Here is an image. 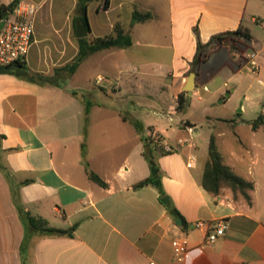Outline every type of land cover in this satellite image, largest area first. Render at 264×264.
Masks as SVG:
<instances>
[{
  "label": "crops",
  "instance_id": "0c3cea01",
  "mask_svg": "<svg viewBox=\"0 0 264 264\" xmlns=\"http://www.w3.org/2000/svg\"><path fill=\"white\" fill-rule=\"evenodd\" d=\"M21 1L40 6L26 63L32 72L52 76L78 54L75 24L83 23L76 22L82 12L72 16L78 0ZM103 2L88 5L85 38L109 35L120 21L133 38L131 47L98 51L73 76L52 83L0 74V158L11 175L9 180L0 170V264H264V126L251 125L264 116V0H109L107 11L100 9ZM135 10L151 17L135 22ZM240 26L253 36L249 50L257 53L258 74L225 47L194 66L199 40L207 43ZM43 40L53 43L40 53L36 47ZM138 44L150 49L133 50ZM214 54L221 59L208 73L204 67ZM191 73L195 90L189 97L200 88L210 92L209 82L220 75L224 86L233 84L227 101L235 94L244 100L238 119H223L230 129L215 137L218 150V143L225 147L224 162L254 183L251 203L227 187L218 196L209 193L202 185L208 149L198 144L202 133L196 124L173 125L174 118L154 111V106L177 110ZM94 78L101 93L91 85ZM98 93L104 101H94ZM244 123L248 130L240 132ZM186 125L196 129L195 148L178 143L188 137ZM152 131L177 149L164 154L154 149L168 206L156 186L134 188L151 173L144 138ZM190 152L197 156L193 168L186 166ZM87 168L107 187L91 180ZM15 194L26 211L51 227L77 225L73 236L33 229L21 218ZM169 206L179 211L181 224ZM223 220L228 228L213 244L206 240L210 231L194 227L197 221ZM179 234L189 240L182 263L171 244Z\"/></svg>",
  "mask_w": 264,
  "mask_h": 264
},
{
  "label": "trees",
  "instance_id": "16d2710c",
  "mask_svg": "<svg viewBox=\"0 0 264 264\" xmlns=\"http://www.w3.org/2000/svg\"><path fill=\"white\" fill-rule=\"evenodd\" d=\"M92 1L93 0H78L77 2V10L82 12V15L77 18L76 22H83L87 28V9L88 5ZM20 2L21 0H14L9 5H0V18L5 17L10 11L14 10ZM108 2L109 0H105L106 8H108ZM150 17L151 15L149 13H143L138 10L133 12V21L135 22H143ZM252 40L253 36L250 30L245 26H240L235 31H227L214 35L207 43H202L199 40L197 42V52L193 64L194 66H198L199 64L205 62L212 52L224 47L229 50L239 51L242 54L246 49H249V43ZM77 42L79 50L76 57L65 66L56 68L52 76H45L40 73L32 72L26 62H15L8 67L0 68V74L14 75L20 79L35 83H52L56 81L58 77L62 76L63 78H69L73 76L83 61L98 51L110 48H127L131 47L134 43L132 36L125 31L120 21L116 22L113 33L109 35L94 38L92 41H88L87 38H79L77 39ZM190 100L191 97H189L186 92H182L177 98V109L183 110L188 107L190 105ZM86 113L87 115L89 114L88 109L86 110ZM251 125L255 130L261 126H264V116H259L256 120L251 122ZM144 141L147 146V151H145L144 155L149 162L151 173L148 178L135 184L134 188L139 189L146 185L152 184L160 190L161 197H164L166 196V193L162 188V172L155 160L154 149L160 151V153L163 154L165 152H163V150L157 145H154V147L152 146L153 142L151 137H145ZM0 170L1 172L5 173L6 177L10 180L11 175L8 169L1 162V158ZM87 171L91 180L102 187H107V183L98 174L88 168ZM202 185L209 193L215 196H218L222 189L227 187L231 189L235 197L242 196L248 203H251L250 192L254 190L255 187L252 181H249L236 174L233 169L224 162L223 157L218 150L216 137L214 135H212L209 139L208 160L204 169ZM15 203L21 218L33 229L39 231L40 233L45 235L73 236V232L77 225L71 227L68 230L51 227L45 219L41 217H34L28 211H26L23 205L20 203L18 195L16 194ZM168 209L175 219L181 218V214L175 207L169 206ZM183 226L185 227V225Z\"/></svg>",
  "mask_w": 264,
  "mask_h": 264
},
{
  "label": "built area",
  "instance_id": "2783aa9c",
  "mask_svg": "<svg viewBox=\"0 0 264 264\" xmlns=\"http://www.w3.org/2000/svg\"><path fill=\"white\" fill-rule=\"evenodd\" d=\"M39 5L26 1H21L18 6L10 11L5 17L0 18V23L5 22L3 28L0 30V68L8 67L15 62H26L30 53L32 45L35 43V16L39 10ZM100 9L107 11L105 2L100 6ZM247 61L250 64L251 71L258 74L260 71V64L257 60V53L251 51L247 56ZM103 78L99 77L97 83L102 84ZM261 82V81H260ZM204 90H208L204 88ZM185 130L188 137L179 139L180 147H196L195 127L186 125ZM154 145H157L165 153L176 152L177 149L168 144L164 138L155 133L150 132ZM197 161V156L190 152L186 166L193 168ZM195 228L207 229L210 233L207 236V244H213L220 237L224 236L228 223L220 221L218 224H211L204 221H197L194 223ZM173 248L174 258L177 262L182 263L189 251V240L185 234L177 235L171 242ZM150 264H156L150 262Z\"/></svg>",
  "mask_w": 264,
  "mask_h": 264
},
{
  "label": "rangeland",
  "instance_id": "374dc122",
  "mask_svg": "<svg viewBox=\"0 0 264 264\" xmlns=\"http://www.w3.org/2000/svg\"><path fill=\"white\" fill-rule=\"evenodd\" d=\"M78 10L76 9L74 13L72 14L73 18L76 17ZM73 31H72V36L75 37L74 35V25ZM41 43L38 44L37 51L40 53H44L46 49H49V45H51L53 42L52 41H40ZM150 47H146L144 45L138 44L136 45L133 50L137 51H144V50H149ZM250 52L249 49H246L244 53H240L237 51V53L240 55V58L242 62L247 61V56ZM223 54V53H222ZM221 59V55L219 54H214L211 57V60L209 61L208 64H205L204 70L208 69V73L212 72V68L217 65L219 60ZM135 77L140 78L141 76L139 74H134ZM214 80L209 82L208 86L210 88V92L204 91L203 88H200L197 90L199 93L198 95H195L191 97L193 99V104H191L192 99L190 100V105L186 107L183 110H175V109H166L162 110V108L154 106L155 110L160 116L164 117H170L174 118V123L173 125L180 124L186 120L193 121L196 124L197 130L202 133V136L199 138L198 137V144H201L203 149H208L209 145V139L212 135L214 136H221V133L225 129H230L226 121H223V119H238V113L237 111L239 110L240 107V102L244 101L241 96L238 94H235L229 101H227L229 98L227 96V91H232L233 89V84L228 83L227 86H224V82L226 81L225 79H222L220 75H215ZM146 83V82H145ZM95 78L92 80L91 85L94 90L98 91L101 93V89L99 86L95 85ZM69 85L75 86L76 84L70 83ZM98 96L94 97V101H104L101 98V94ZM201 98V100H200ZM168 99V97H167ZM222 101H227V102H222ZM107 102V101H106ZM111 102V100H109ZM237 110V111H236ZM154 117V115H151ZM98 120V119H97ZM163 122L165 120H162ZM237 122L243 123L241 120H237ZM168 122L165 124L166 127L168 126ZM165 127V128H166ZM170 128V127H169ZM168 128V129H169ZM238 130L241 131H246L248 130L247 128V123L242 124L241 126L238 127ZM226 131V130H225ZM219 140L222 141L223 138L219 137ZM219 146V151L223 155L225 154V147L218 143ZM208 154V151H207ZM240 197V196H239ZM242 197V196H241Z\"/></svg>",
  "mask_w": 264,
  "mask_h": 264
},
{
  "label": "water",
  "instance_id": "95a60500",
  "mask_svg": "<svg viewBox=\"0 0 264 264\" xmlns=\"http://www.w3.org/2000/svg\"><path fill=\"white\" fill-rule=\"evenodd\" d=\"M4 21L0 23V30L3 28L4 26ZM88 34V30L87 27L84 23H77L76 25V37L77 38H85ZM195 77L196 74L195 73H191L187 79V83L186 86L184 88V91L189 95L192 96L193 95V91L195 90ZM230 93H227V96H229ZM161 202L165 205H169L170 204V199L168 196H164L161 199ZM181 219L177 220V224H181Z\"/></svg>",
  "mask_w": 264,
  "mask_h": 264
}]
</instances>
